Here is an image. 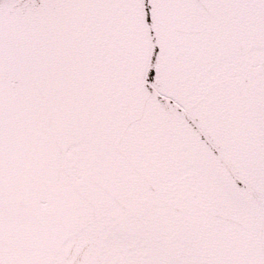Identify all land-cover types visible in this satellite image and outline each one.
I'll return each mask as SVG.
<instances>
[{
  "label": "snow or ice",
  "instance_id": "obj_1",
  "mask_svg": "<svg viewBox=\"0 0 264 264\" xmlns=\"http://www.w3.org/2000/svg\"><path fill=\"white\" fill-rule=\"evenodd\" d=\"M0 264H264V0H0Z\"/></svg>",
  "mask_w": 264,
  "mask_h": 264
}]
</instances>
